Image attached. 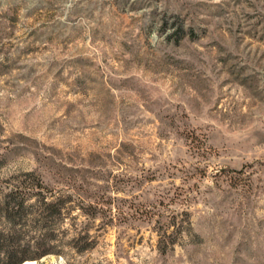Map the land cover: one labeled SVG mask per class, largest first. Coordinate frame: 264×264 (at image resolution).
Returning a JSON list of instances; mask_svg holds the SVG:
<instances>
[{
	"label": "rangeland",
	"instance_id": "374dc122",
	"mask_svg": "<svg viewBox=\"0 0 264 264\" xmlns=\"http://www.w3.org/2000/svg\"><path fill=\"white\" fill-rule=\"evenodd\" d=\"M30 172L98 242L35 264H264V0H0V207Z\"/></svg>",
	"mask_w": 264,
	"mask_h": 264
},
{
	"label": "trees",
	"instance_id": "16d2710c",
	"mask_svg": "<svg viewBox=\"0 0 264 264\" xmlns=\"http://www.w3.org/2000/svg\"><path fill=\"white\" fill-rule=\"evenodd\" d=\"M27 178L19 182L16 189L7 193L0 207V264H23L27 260L58 252L59 246L70 245L78 252L88 251L97 245V239L84 228L73 225L75 235L67 240L68 230L61 231L63 221H46L50 216L65 217L71 207L64 195H54L43 180L30 172ZM51 194V197L48 195ZM40 196L36 203L32 197ZM93 208V206L91 205ZM95 209V208H94ZM84 210V209H83ZM85 214L96 217L98 211ZM35 216L41 217L39 220ZM33 218V219H31ZM171 224L173 232L164 229L159 234V250L166 253L173 249L186 225H191L188 211L174 213ZM45 220V221H44ZM61 237L59 238L58 236ZM57 240V245L53 242ZM34 245V249L30 248Z\"/></svg>",
	"mask_w": 264,
	"mask_h": 264
},
{
	"label": "bare ground",
	"instance_id": "6f19581e",
	"mask_svg": "<svg viewBox=\"0 0 264 264\" xmlns=\"http://www.w3.org/2000/svg\"><path fill=\"white\" fill-rule=\"evenodd\" d=\"M24 264H35V262L31 261V260H27V261L24 262Z\"/></svg>",
	"mask_w": 264,
	"mask_h": 264
}]
</instances>
